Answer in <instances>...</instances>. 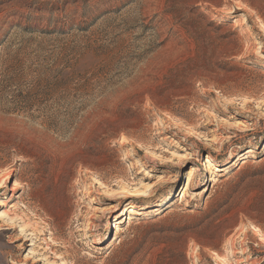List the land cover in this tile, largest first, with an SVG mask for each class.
I'll return each mask as SVG.
<instances>
[{"label":"rangeland","instance_id":"obj_1","mask_svg":"<svg viewBox=\"0 0 264 264\" xmlns=\"http://www.w3.org/2000/svg\"><path fill=\"white\" fill-rule=\"evenodd\" d=\"M260 23L264 0H0V264H264ZM160 107L195 149L149 134Z\"/></svg>","mask_w":264,"mask_h":264},{"label":"bare ground","instance_id":"obj_2","mask_svg":"<svg viewBox=\"0 0 264 264\" xmlns=\"http://www.w3.org/2000/svg\"><path fill=\"white\" fill-rule=\"evenodd\" d=\"M260 28L262 30V32L264 33V24L260 23ZM224 104H230V105H234L235 102L231 101L229 102L228 100L223 101ZM152 117L153 119V123L151 126V129L149 131L150 135H156L158 137L161 136V130L164 129V127H166V121L168 122V125H174V126H178L180 127V129L182 131H184V135H186L187 137L191 138L193 137L195 140H191V142H189V146H188V150H193L197 147V140L201 141L202 139V134L201 132H199V130L191 125V124H187L182 122L176 115L170 113L169 111H167L166 109L160 107L157 108L156 110H154L152 112ZM164 139H162L163 141ZM161 142V141H160ZM158 145V143H154V147H156ZM147 153H151L149 150H147ZM186 155H190V151L186 154ZM220 171H224L222 168L220 169ZM8 178V176L6 177ZM191 180H189L190 182ZM19 186H17L18 188ZM3 188L2 183H0V190ZM16 187H13L12 190L17 189ZM186 193H187V186H184L181 188V197H186ZM157 203V202H156ZM153 205H157V204H153ZM3 207H7L8 205L6 203L2 204ZM151 206V204H146L144 206V208H149ZM10 208H13V205L9 206ZM8 207V208H9ZM140 209V208H139ZM138 208H134L133 206L130 205V211L128 216H121L119 219L115 220L112 224V228L114 229V235L118 234L122 231L123 225L125 223H129L131 221V219L133 218V215H136L139 213ZM43 211H46L45 209ZM125 215V214H124ZM2 219V217H0ZM254 234L256 236H258L259 240L263 241L264 243V236L261 234V232L259 231V229L257 227H254ZM24 241H27V239H25Z\"/></svg>","mask_w":264,"mask_h":264}]
</instances>
